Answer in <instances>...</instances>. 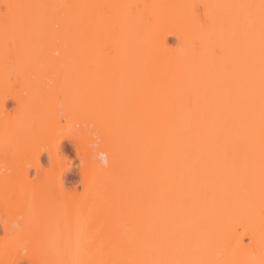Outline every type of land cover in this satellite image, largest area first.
Instances as JSON below:
<instances>
[{
  "label": "bare ground",
  "instance_id": "obj_1",
  "mask_svg": "<svg viewBox=\"0 0 264 264\" xmlns=\"http://www.w3.org/2000/svg\"><path fill=\"white\" fill-rule=\"evenodd\" d=\"M0 264H264V0H0Z\"/></svg>",
  "mask_w": 264,
  "mask_h": 264
},
{
  "label": "rangeland",
  "instance_id": "obj_2",
  "mask_svg": "<svg viewBox=\"0 0 264 264\" xmlns=\"http://www.w3.org/2000/svg\"><path fill=\"white\" fill-rule=\"evenodd\" d=\"M14 106V103L12 104ZM65 144V151L67 156L69 157V161L64 164L65 168L69 170V177L72 185L77 186L80 185V180L78 177V154L73 147L72 143L68 140L64 141ZM49 164V168H50ZM81 189V188H80Z\"/></svg>",
  "mask_w": 264,
  "mask_h": 264
},
{
  "label": "clouds",
  "instance_id": "obj_3",
  "mask_svg": "<svg viewBox=\"0 0 264 264\" xmlns=\"http://www.w3.org/2000/svg\"><path fill=\"white\" fill-rule=\"evenodd\" d=\"M99 159H100V161H101L102 164H106L107 163V157L105 155L102 154L99 157Z\"/></svg>",
  "mask_w": 264,
  "mask_h": 264
}]
</instances>
